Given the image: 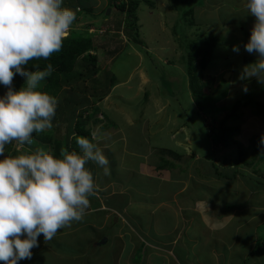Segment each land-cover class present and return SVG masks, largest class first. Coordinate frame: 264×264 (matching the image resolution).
<instances>
[{
	"label": "crops",
	"instance_id": "obj_1",
	"mask_svg": "<svg viewBox=\"0 0 264 264\" xmlns=\"http://www.w3.org/2000/svg\"><path fill=\"white\" fill-rule=\"evenodd\" d=\"M203 1L205 5L209 4V8L214 10L219 6H224L231 12L233 9H240V14L247 17V20L244 18L242 20L248 23L252 29L255 18L246 12L244 7L246 0ZM195 8L197 7L195 6ZM226 26H233L231 18L227 19ZM137 67L138 64L124 79L115 81L109 93L101 97V101L106 102L109 95L120 94V96H116V101L119 102V105L116 106L118 109H109L113 112L112 116L115 117L114 123L108 124L95 117L87 122V125L90 124V126L86 125L85 127V130H88L93 137L94 143L96 141L93 133L97 134L96 143L109 161L110 174L104 175L102 169L95 163L89 162L88 166L92 164V167L89 168L93 173L97 187L95 194L89 197L90 206L86 210L84 218L82 221H73L70 226L58 230L54 238L46 243L43 236H39V246L35 250L32 249L31 259H25V262L31 264L38 261L45 264V256H41L39 253L45 249L48 254L46 260L53 262L52 256L58 254L55 251L52 252L57 255L51 253L52 244L53 246H56L57 243L71 246L78 245V243L82 245L75 234L83 229H89L92 234L86 238V247L83 245L81 253L71 257L75 263H79V260L75 258L79 255H86L94 248L111 247L109 240H112L113 249L111 252L115 255L114 264H158L159 262H161L160 264H264V239L262 238L264 237V218H260L256 212H253V209L260 210L262 208L261 212L264 216V204L259 203V200L264 202V187L262 184H258V188L253 189L254 185L250 182L243 185L246 194L243 195L240 214L248 211L249 219L239 218L235 229L238 227L241 229V225L253 223L256 225L254 231L261 228L260 232L263 235L252 237L251 244L255 242L251 250L252 253L246 252L250 244L237 248L235 253L241 252L240 263H233L234 242L238 236H234L236 232H233L231 227H233L236 216L234 213L218 215L213 206V200L218 197L216 194L212 195L216 191L213 187H226V184H232L234 161L228 162L226 166L222 165L221 172L216 168L209 171L201 169L200 163L195 166V162H197L195 160L200 157V153L197 148L194 149L192 133L198 124H202L205 130H209L206 119L200 116V119L196 120L197 122L190 121L188 127H185L183 121L178 119L179 110L171 108L169 101L171 96L168 89L161 83L160 91L150 87V89L145 88L144 85L146 83L149 85L150 80L148 79V82L144 83V79L140 75H134ZM131 77L134 80L129 83ZM186 89L188 90V88ZM150 90L161 93L164 91L163 99L159 97L160 93L155 96L149 92ZM187 95L191 99L189 93ZM138 96L141 97V100H145V106L141 108L143 110L133 112L130 107H135V97ZM173 103L176 104V107L181 106L178 100ZM168 104L171 111L166 112V115H172L169 120L156 118L150 123L148 122L153 115L160 116L161 110L163 108L165 110ZM107 105L111 106L110 103ZM192 107H194V103ZM195 109L196 107L193 108V112ZM79 110V106H77L76 112ZM117 110L126 112L124 116L127 118L121 117V112ZM164 121L166 122L164 123ZM177 121L181 123L175 127ZM92 126L97 128L94 130L95 132L91 131ZM167 126L171 129H168ZM128 130L136 132L134 137L145 143L148 153L141 152L140 146L143 143L132 138ZM146 134L149 136L147 137ZM210 134L212 149L215 143L223 148L229 146L221 144L213 136V132L212 136ZM146 139L148 140L146 141ZM174 150L181 151L185 156L172 153ZM76 151H80L78 147ZM209 151L207 149L208 154ZM219 152L217 151V156ZM160 153H164V161L156 158ZM182 156L189 158L190 162H187L185 158V161L182 162ZM217 156L211 157L215 166L218 165L215 163L219 160ZM166 163L168 164L166 165ZM180 168L187 172L181 179L179 178L180 171H182L179 170ZM236 170H240L239 172L246 175V171L242 167ZM240 174L235 175L234 179L252 177L249 173L247 177ZM170 184L175 186L166 189ZM189 190L190 193L187 194ZM197 190H208L210 198L205 197L204 194L201 195ZM195 191L199 194L194 196L193 192ZM253 200L258 201L257 206L259 207L254 206ZM176 209L179 211L177 218H175ZM181 216L182 218H178ZM148 218L159 219L160 227H157ZM116 225L118 226L115 227ZM102 239L105 241L100 245L99 242ZM254 251H256L255 254ZM139 253L142 255L141 260L137 259ZM63 256L67 257V254H63ZM18 264H21V261Z\"/></svg>",
	"mask_w": 264,
	"mask_h": 264
},
{
	"label": "rangeland",
	"instance_id": "obj_2",
	"mask_svg": "<svg viewBox=\"0 0 264 264\" xmlns=\"http://www.w3.org/2000/svg\"><path fill=\"white\" fill-rule=\"evenodd\" d=\"M147 1L151 3V6L147 3ZM135 2H137L135 14L137 17V38L139 41H131L121 32L118 37L114 35L117 32H108L102 34H93L92 32H90L91 34H93V36H97L96 38H93L94 45L97 47L96 55L100 63L102 64V68L107 69L104 75H107L108 72L111 71L113 74L111 76L115 77L116 81L122 80L127 76L131 69L138 64L136 73H134V75H140L141 78L144 79V83L148 82V79L150 80L149 85L147 83L144 85L145 88H153L154 90L160 91V83L163 87L166 88H168L167 82L173 84L174 88L171 87V89L173 90V95L175 98L171 97L169 101L171 108L175 109L176 111L177 109L179 110L178 119L183 121L185 127H188L190 121L197 122L196 120H199L201 116L203 119H206L205 121L209 129L205 130L202 124H198L194 128V131L192 133L194 136V149L197 148L200 153V157L195 160L197 161L195 162V166L200 163L201 169H206L207 171H209L216 168L219 172H221L223 166L228 165V162L238 159L237 156L239 150H245L242 159L240 161H235L236 163H233L235 167L233 168L234 174L235 172L241 173L236 169H241L242 167L243 170L246 171V176L249 173L250 175H252V177H243L244 179H234L233 176L232 184H226V187H213L216 191H214L212 195L214 196L216 194V196L218 197V199L215 198L213 200V206L218 215L234 213V215L236 216L233 222V227H231L233 228V232H236L234 236H238L237 240L234 242V253H232V257L234 260L232 259V262L240 263L239 257L241 255V252L235 253L236 249L250 244V247L246 250V252L252 253L251 250L255 243L254 242L253 244H251V242L253 241L252 237H257V235L261 237V235H263L262 232H260L261 228H259V230L257 231H254L256 225L253 223H249L245 226L241 225V229L239 227L235 229L239 218H242V220L249 219L248 211L240 214V209H242L241 204L244 198L243 195L246 194L245 190L243 189V185H246L248 184V182H250L254 185L252 186V188L256 189L258 188V184H260L261 182L264 183V159L261 161H257L253 166L244 167V163L249 162V160L251 162L252 159L258 157V154H256L258 153L256 147L257 144L262 141V138H264V113H262V111H260L252 103H249L243 108L239 107L237 108V110H232L234 109L233 106L238 101L247 99L246 97L248 96L255 99V101L259 102L261 105H264V84L259 83L254 77L246 79L241 78L243 67L254 62L257 59V56L255 54L247 53L243 47V45L248 41L251 32V27L248 25V23L242 20V18L247 20V17L244 14H240V9H233V11L231 12L224 6H219L218 9L214 10L213 8H209V4L205 5L203 0L195 1V6L197 8L194 9L192 16L184 15L183 10H173L168 0H135ZM73 6H75V8H73ZM107 6L108 0H63L62 3V7H67L75 12L76 21L73 25L75 28H77V26H80L85 20H87V18L83 17L84 8L92 9V12L96 15L100 14L105 8H110V14L111 12L113 14H116L115 17L111 16L109 20H105L102 24H97L99 26H93L95 28H99L100 26L105 27L108 25H112L117 19H121L124 22L123 13H119L115 7ZM228 18H231L233 26H226ZM96 20L97 22H101L103 19L99 17ZM191 22L192 24H190ZM113 26L116 28L115 23L113 24ZM85 34L90 35L87 32ZM201 34L215 38L216 46L214 47L213 52L210 55L211 58L207 67L203 70L197 68L196 74L203 88L204 101L209 102L211 104V108L214 105L217 106L218 109L209 113L199 111V114H197L196 109L195 112H193V108L196 107L195 104L194 107H192L193 102H191V99L188 98L187 93L185 91L184 93L181 92L184 89L183 87L186 88L189 85V79L186 77L184 71V45ZM233 45L239 47L238 53L232 51ZM245 57L247 59L251 58L253 59V61L246 64L247 62L244 61ZM225 73H228V75H226V78H224ZM100 74H102V70ZM102 77L100 78L98 83H95L96 85L102 86V83L104 82H101ZM133 80L134 79L131 77L129 83L133 82ZM77 84V82H73L71 87H74L76 89L79 86V88L82 89V87H80L82 84L79 83L78 86ZM13 85L14 89H19L20 87H22V85H18L17 80L13 81ZM84 85H86L85 88L87 89L95 90L92 86V83L87 82ZM245 87L247 88V91H244ZM72 88H70L69 86L63 87L61 91H59L56 95L59 100V104L56 109V115L52 119L53 128L51 130L42 132L43 134H50L55 139L62 140V138H65L70 127L72 130H75V126L73 125V123H69L70 116L71 114H73L71 110H73L74 108V105L72 104L73 102L71 103V101H74V99L81 100L84 96V98L87 99L90 103L89 105L83 106L86 109V112H83L84 115H86V113L91 114V120L96 117L102 122L104 121L108 124L114 123L115 117L112 116L113 112L110 110H115L117 108L116 106L119 105V102L117 103L116 99L118 96H120V94L110 93L115 95H109L107 101L102 102L97 98H93L92 95L94 91L91 92L85 90L84 92H80L78 89H76V91L70 92ZM39 90H41V84L39 85ZM96 90H98V87ZM99 90H101V88H99ZM154 90H150L149 92L151 94H155V96L160 93L161 96L159 95V97L163 99L164 91L163 93H161ZM6 91L7 89L3 85H0V96H3ZM90 93L92 94L90 95ZM155 96L153 95V97ZM159 97L157 98L159 99ZM67 99L69 101H67ZM135 99V107L130 108L133 110V112L143 110L141 108L145 106V100H141V97L139 96L135 97ZM140 100L141 102L138 103V101ZM176 100H178V103L181 106L176 107V104L173 103V101L175 102ZM182 102H184L185 104H182ZM108 103H110L111 106L107 105ZM104 104L106 105L105 107ZM165 110L164 108L161 110L160 116L153 115L148 122L150 123L156 118L166 121L169 120V117H172V115H166V112L171 111L169 104L168 107L165 108ZM117 111L119 112L120 110ZM120 112L121 117H123L124 119L127 118V116H124L126 112ZM236 117H238V120H235ZM76 120H73V122ZM166 121H164V123ZM180 123L181 122L177 121L175 123V127L179 126ZM227 125L229 127L232 126V128L237 127V133H234L232 136V140H235L236 143H230L229 146H226L225 148H223L222 146H218V144L215 143L213 146V149L215 150L214 151L211 148L209 134L212 133V130H219L221 127ZM89 126L90 124L87 125V127ZM167 127L168 129H171L169 126ZM91 129L92 132L94 130H97V128L94 126H92ZM128 131L130 133L129 135L132 138L137 139L136 137H134L136 136L135 131ZM93 135L95 136V141L97 142V134L93 133ZM146 135L147 137L149 136L148 134ZM72 136L74 135L72 134ZM77 137H75L74 139L75 142ZM74 140L72 141V149H75L77 147V145L74 143ZM137 140L143 143L139 139ZM147 140L148 139H146V141ZM211 140L213 141V138H211ZM254 142L257 143L253 144ZM15 145L17 150H22V146H19L17 144ZM207 149L210 150L209 154L211 156L207 153ZM140 150L141 152L148 153L145 143L140 146ZM217 151H220L218 153V156ZM172 153L185 156V154L177 150H174ZM204 155H207L208 158H211L213 155L217 156L219 160L217 159L218 161H215V163L218 165H216V167L209 166L210 163L202 158V156ZM164 157V153H160L156 156V158L161 159L160 161H164ZM184 158L187 159V162H190L189 158L183 157V159ZM183 159L182 162L185 161V159ZM167 164L168 163H166V165ZM89 167L91 168L92 164H90L88 168ZM179 170H182L180 171L181 176H179V178L181 179L182 176L187 174V172L183 171V168H180ZM173 186L175 185H167L166 189H171ZM197 191H200L201 195L204 194L205 197H209L208 190ZM197 191L193 192L194 196L196 194H199L197 193ZM189 193L190 190L187 192V194ZM210 193H212V191H210ZM257 202V200L252 201L255 207H259L257 206ZM259 203L264 204V202H261L260 200ZM261 211L262 208H260V210L253 209V212H256V214H258L260 218H264ZM178 213L179 211L176 209L175 218H177ZM178 218H182V216ZM148 219L157 227H160L159 219ZM117 226L118 225H116L115 227ZM77 233L75 235L76 237H78L77 239H79L82 245H80L79 243L78 245L73 246L64 245L61 243H57L56 246L52 245V249H50L51 253H53L52 251H55L58 254L57 255L53 253L57 256L51 255L54 258L53 262L51 260H46L48 256V254L46 253L47 249L39 252L41 256H45V264H114L113 261L115 255L113 254V252H111V249H113L112 240H109V244H111V247L102 249L94 248L93 250H90V252L86 253V255H79L77 258H75L79 260V263L73 262L71 260V257L73 255L80 254L81 247L83 245L86 247V238H88V236H91L92 231L89 229H83L82 231ZM262 238L264 239V237ZM59 241L60 239L58 240V242ZM36 248L37 247L33 248V250H35ZM255 253L256 251H254V254ZM63 254H67V257L63 256ZM141 258L142 255H140L139 253V255H137V259L141 260ZM121 260L123 261L124 257ZM0 263H2V261H0ZM160 263L161 262H159L158 264ZM21 264H28V262H25V260H21Z\"/></svg>",
	"mask_w": 264,
	"mask_h": 264
},
{
	"label": "clouds",
	"instance_id": "obj_3",
	"mask_svg": "<svg viewBox=\"0 0 264 264\" xmlns=\"http://www.w3.org/2000/svg\"><path fill=\"white\" fill-rule=\"evenodd\" d=\"M63 0H0V261L18 264L31 259L38 237L45 243L73 221H82L97 187L89 162L109 175V161L97 143L76 138L79 152L61 147L59 157L43 147L26 148L16 157L5 155L6 145L31 146L33 133L53 128L57 97L39 90L51 76L52 64L29 71L32 60L57 53L76 21ZM246 12L255 18L243 45L257 59L242 69V79L264 84V0H246ZM93 27V26H92ZM233 52L239 47L232 46ZM38 69V66H37ZM226 74V73H225ZM224 74V75H225ZM25 84L13 88L15 76ZM247 91V88H244ZM213 129V128H212ZM264 143V138H262Z\"/></svg>",
	"mask_w": 264,
	"mask_h": 264
},
{
	"label": "trees",
	"instance_id": "obj_4",
	"mask_svg": "<svg viewBox=\"0 0 264 264\" xmlns=\"http://www.w3.org/2000/svg\"><path fill=\"white\" fill-rule=\"evenodd\" d=\"M170 3V6L173 10L184 11V15H193V11L195 8V1L196 0H168ZM148 4L151 3L147 1ZM136 5L137 2L135 0H108V6L107 7H115L119 13L124 14V22L121 19H117L114 21L116 28L114 29L115 33L114 35L118 37L120 35V32L128 37L129 40L137 42L139 41L137 38V26H136ZM75 8V6H73ZM106 8L100 13V14H94L92 12V9L90 8H84L83 9V17L87 18L80 26H77L75 28L72 26L69 30L68 37L63 41V46L61 50L57 53H53L47 60L41 58L39 60H32L29 61L26 67L29 71L31 70H43L47 64H52L54 71L52 72L51 76L47 77L45 80H43L41 84V90L42 92H46L50 95H53L56 97L59 91L63 87L69 86L70 88L73 82H77L78 84H82L79 88L77 84V88L80 92L87 91H94L93 92V98H97L98 100H101V97L105 96L109 93L110 89L115 84V77H112V72L109 71L107 75H104V73L107 71V69L102 68V64L100 63L96 51L97 47L94 45V39L97 36L93 35H86L87 29L92 26H99L102 24L105 20H109L111 16H116V14H111L106 17L104 15ZM101 17L103 20L100 22H97V18ZM192 21V20H191ZM198 21V20H197ZM113 23V24H114ZM99 24V25H97ZM192 24V22L190 23ZM88 33V32H87ZM185 46V53L183 56V60L185 61V67L184 71L186 74V77L189 79V85L187 90L185 87L182 90L181 93H189V96L191 97L192 102L195 104L197 109V114H199V111L208 113L209 111H215L218 109L217 106H214L211 108V104L207 101H204L203 99V88L199 82V78L197 77L196 70L199 68L200 70H203L207 67L208 63L210 62V55L213 52L214 47L216 46V39L213 37H208L205 35H198L193 40L188 42ZM112 54V53H110ZM244 61L247 62L246 64L253 61L251 58H244ZM38 66V69H37ZM102 70V74H100ZM103 76V77H102ZM102 77V86L96 85L95 83H98L100 78ZM25 77H21L19 75L15 76L14 80L18 81L19 86H23L25 84ZM92 83V86L96 90L98 87V90L93 89H87L85 88V83ZM168 83V92L171 97H174L173 90L174 85L170 82ZM14 88V85H13ZM101 88V90H99ZM76 89L73 87L70 92L76 91ZM186 89V90H185ZM264 91V89H263ZM96 93V94H95ZM92 93H90L91 95ZM95 94V95H94ZM85 97V96H84ZM82 97L81 100H75L71 101V103L74 105L73 114L70 116L69 123H73L75 126V130H72L71 127L68 130V133L66 134L65 138H62V140H57L50 134L46 133H33V140L36 143H33L31 146H22V150L16 149V143L12 142L9 145H6L5 148V155L16 157L20 154L25 153V149L27 147L32 148L33 150L37 147H43L45 150H48L56 157H59L60 149L61 147L67 148L70 150H77V147L75 149H72V141L75 139V137L84 136L92 140L93 137H91L90 132L88 130H85V127L87 125V122L89 119H91L90 114L84 115L83 112H86V109L83 108L84 105H89V101ZM206 97V95H205ZM204 97V98H205ZM247 99H243L238 101L232 109L237 110V108H243L247 106L249 103L254 104L262 113H264V105H261L259 102L255 101L252 97H246ZM67 101H69L67 99ZM66 103V102H65ZM182 104H185L182 102ZM71 105V104H70ZM77 106H79V111H77ZM242 106V107H241ZM217 107V108H216ZM200 116V115H199ZM77 118V120H76ZM73 120H76L73 122ZM235 120H238V117L235 118ZM80 127V128H79ZM238 129L237 127L232 128V126H223L219 130H212L213 136L216 137L221 144L229 145L230 143H236L235 140H232V136L234 133H237ZM72 134L74 136H72ZM212 136V133L210 134ZM71 140V142H70ZM74 143L76 144L75 140ZM257 142H254L253 144H256ZM77 145V144H76ZM257 152L258 157L252 159L250 162L244 163L245 166H253L254 163L257 161H261L264 159V143L262 144V141L257 144ZM256 150V149H253ZM245 150H239L237 160L240 161L242 159V156L244 155ZM202 158L206 161H208L209 166L216 167L213 163L211 158H208L207 155L202 156ZM234 161V163H236ZM205 168V167H204ZM240 171V170H238ZM240 173L233 174L239 175ZM240 175H244L241 172ZM247 177V176H246ZM231 179V178H230ZM262 184V187H264V183ZM53 245V244H52ZM51 245V246H52ZM33 264H41L40 262L36 261ZM31 263V264H32ZM0 264H3L0 263Z\"/></svg>",
	"mask_w": 264,
	"mask_h": 264
},
{
	"label": "built area",
	"instance_id": "obj_5",
	"mask_svg": "<svg viewBox=\"0 0 264 264\" xmlns=\"http://www.w3.org/2000/svg\"><path fill=\"white\" fill-rule=\"evenodd\" d=\"M95 29V31H94V29ZM115 28H114V26H113V24L112 25H108V26H105V27H103V26H100L99 28H95V27H89L88 29H87V32L90 34V35H93L94 33H99V34H102V33H111V32H115V30H114ZM90 32H92L93 34H91Z\"/></svg>",
	"mask_w": 264,
	"mask_h": 264
},
{
	"label": "water",
	"instance_id": "obj_6",
	"mask_svg": "<svg viewBox=\"0 0 264 264\" xmlns=\"http://www.w3.org/2000/svg\"><path fill=\"white\" fill-rule=\"evenodd\" d=\"M104 14H105L106 17H108V16L110 15V8H106ZM226 75H228V73H226V74L224 75V78H226ZM104 241H105V239H102V240L99 242V244H100V245L104 244Z\"/></svg>",
	"mask_w": 264,
	"mask_h": 264
}]
</instances>
